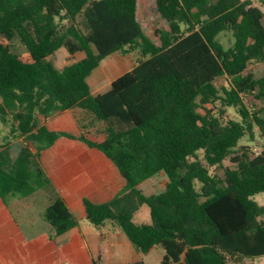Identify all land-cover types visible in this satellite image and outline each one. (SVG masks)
<instances>
[{
    "label": "trees",
    "instance_id": "16d2710c",
    "mask_svg": "<svg viewBox=\"0 0 264 264\" xmlns=\"http://www.w3.org/2000/svg\"><path fill=\"white\" fill-rule=\"evenodd\" d=\"M153 2L163 24L153 32L156 42L136 19L137 0H0V122L10 136L36 145L14 160L0 151V201L52 189L40 152L60 134L39 119L76 109L82 128L103 126L100 142L83 133L77 140L102 153L123 180L105 202L82 199L90 224L109 222L141 254L160 248L161 264L264 257V206L251 199L264 192V73L250 69L264 63V13L251 0ZM222 33L230 34L226 45ZM14 37L24 54L11 50ZM124 47L138 50L135 65L93 95L86 78ZM60 48L69 57L58 69L52 57ZM253 129L256 151L238 144ZM158 174L166 177L163 190L143 194L139 184ZM142 205L150 223L136 225ZM42 218L53 237L78 226L59 195Z\"/></svg>",
    "mask_w": 264,
    "mask_h": 264
},
{
    "label": "rangeland",
    "instance_id": "374dc122",
    "mask_svg": "<svg viewBox=\"0 0 264 264\" xmlns=\"http://www.w3.org/2000/svg\"><path fill=\"white\" fill-rule=\"evenodd\" d=\"M254 5L264 13V4L262 0H251ZM149 2V3H147ZM136 18L141 25L145 36L156 42L153 32L155 29L163 26L162 21L155 12L153 0H137ZM80 26L84 29L82 19L78 17ZM261 23L264 24V18ZM218 40L226 45L231 41L229 33H222ZM11 50L17 54H24L26 49L20 43L17 37L10 42ZM68 54L63 48L58 49L52 57L53 65L61 68L68 58ZM83 57V54H75L76 60ZM138 50H130L126 47L113 54L112 58H106L100 62V65L86 78L90 89L94 92H103L108 89V83L128 70L138 59ZM113 65L114 71L111 72L109 66ZM255 77H260L264 73V63L251 65ZM101 76L98 79V75ZM103 83V86L97 88V83ZM248 104V99H245ZM228 117L235 118L232 110H229ZM78 110L55 112L40 118V123L46 124L49 128L59 133V139L51 146L40 152V164L51 179V190H39L31 196L23 199H12L8 203L10 217L2 216L0 224L8 220L15 224L11 229L0 231V256L3 257L2 264H91V256L101 255L104 262H111V259L123 262H134L143 260L146 264H161L158 257L160 248H154L146 254H141L134 250L126 237L109 222H104L101 226L95 227L90 224L85 216L83 205L77 197V161L89 158L91 160L101 161L104 158L94 150H87L77 141L78 132L86 134L82 128L84 122L80 119ZM83 122V123H82ZM102 125L96 129L88 130L86 135L92 141H100ZM260 140L256 129H253V137H245L239 140V145H248L251 150H257L255 146ZM22 148L27 149L30 154L36 151V145L27 140L24 136L12 137L9 135V129L0 122V151L7 149L11 159H15ZM89 153V154H88ZM197 157L202 161V153L198 152ZM110 163V162H109ZM112 165V164H111ZM224 166L229 165L228 161L223 162ZM101 166V165H99ZM101 171L109 168L99 167ZM114 171L116 168L112 165ZM97 169V168H96ZM209 172L222 175L219 168H209ZM117 172V171H116ZM121 179V178H120ZM122 181V179H121ZM166 177L158 174L139 184L138 188L143 194L149 196L163 190ZM195 188L198 183L195 182ZM55 195L62 196L69 205L71 212L78 222L77 230L84 237L90 240L98 239V245L89 246L85 243L83 237L74 230L66 239H56L52 242L54 236L50 227L43 222L42 212L50 203ZM251 199L259 206H264V192L251 196ZM2 208V206H0ZM5 220V221H4ZM264 220V216L261 217ZM132 222L136 225H147L150 223L148 208L142 205L134 214ZM27 223V225H25ZM4 225V224H3ZM113 241L114 250L111 251L108 242ZM92 249V250H91ZM98 253V254H97ZM238 264H264V257L252 260H243Z\"/></svg>",
    "mask_w": 264,
    "mask_h": 264
},
{
    "label": "crops",
    "instance_id": "0c3cea01",
    "mask_svg": "<svg viewBox=\"0 0 264 264\" xmlns=\"http://www.w3.org/2000/svg\"><path fill=\"white\" fill-rule=\"evenodd\" d=\"M150 1V0H149ZM149 3V2H147ZM138 7V6H137ZM137 19V18H136ZM138 21V20H137ZM80 54V53H79ZM115 54V53H113ZM113 54H111L110 56H108L107 58H112ZM81 59V58H80ZM106 59V58H105ZM79 60V59H78ZM136 63V62H135ZM135 63L128 69L126 70L125 72L129 71L132 69V67L135 65ZM109 69L111 72L114 71V67L113 65H110L109 66ZM125 72H123L122 74H124ZM120 74V75H122ZM98 75V73H97ZM100 75V74H99ZM98 75V79L101 77ZM119 75V76H120ZM118 77V76H117ZM116 77V78H117ZM115 79V78H114ZM112 79L109 83H108V88L110 86V83L114 80ZM89 85V84H88ZM103 86V83L101 82H98L97 83V88ZM91 87V86H89ZM108 90V89H106ZM105 90V91H106ZM91 93L93 95H96V94H100V93H103V92H94L92 91V89H90ZM73 110H76V109H73ZM73 110H67V111H73ZM51 129V128H50ZM84 129V128H83ZM96 129V128H94ZM53 130V129H51ZM86 130V134L87 135L89 133L90 130L92 129H85ZM89 130V131H88ZM102 131V130H101ZM80 133H83V132H78V136ZM101 136H102V133H101ZM87 137V136H86ZM59 139V138H58ZM57 139V140H58ZM89 139V138H88ZM103 139V136L101 138V140ZM56 140V141H57ZM90 140V139H89ZM100 140V141H101ZM55 141V142H56ZM78 141V140H77ZM92 141V140H91ZM98 141V142H100ZM54 142V143H55ZM79 142V141H78ZM96 142V141H94ZM53 143V144H54ZM52 144V145H53ZM51 145V146H52ZM80 145L83 146L87 151L86 152H89L91 150H94L95 152H97L99 155H101L104 159L101 160V161H97V160H91L89 158H85V159H82L81 161H77V197L80 199V202L82 201L83 198L85 199H88L90 200L91 202L93 203H102V202H105L107 200H109L115 193H117L119 191V189L122 187L123 185V180L121 181V177L119 175L118 172L114 171L113 168H112V163L102 154L100 153L99 151L95 150V149H90L88 147H86L84 144H82L80 142ZM49 146V147H51ZM48 147V148H49ZM89 154V153H88ZM110 162V163H109ZM112 164V165H111ZM101 165V166H99ZM98 166L99 167H103V168H109L107 170H104V171H101L98 169ZM114 166V165H113ZM97 168V169H96ZM121 178V179H120ZM51 180V179H50ZM60 196V195H59ZM62 197V196H61ZM27 198V197H26ZM63 198V197H62ZM17 199V198H15ZM23 199V198H21ZM12 200V199H11ZM63 200L65 201V199L63 198ZM10 202V201H9ZM8 202V203H9ZM66 203V201H65ZM82 203V202H81ZM67 204V203H66ZM0 206H2V208H0V220H2V216H6V219L8 217H10V211L8 209V204L6 206H4L1 201H0ZM67 206L69 207V205L67 204ZM70 209V207H69ZM84 210V209H83ZM71 211V210H70ZM4 214V215H3ZM43 220V218H42ZM5 221V220H4ZM44 222V221H43ZM4 224V225H3ZM3 224H0V231H5V230H8V229H11L13 226H16L15 224H13L12 222H10L9 220L7 222H4ZM27 225V223L25 224ZM74 230H76L78 233L77 234H80L81 237H83L85 243H87L89 246H91L92 244L94 246H97L99 243L98 239L94 238L92 240H90L88 237H84L81 232L79 230H77V228L71 230L68 234L66 235H63V236H60V237H52L51 240L52 242H56V239H63L65 240L66 239V236H69L70 233H72ZM128 241V240H127ZM130 244V243H129ZM108 245L111 249V251L114 250V244H113V241L112 240H109L108 242ZM131 245V244H130ZM92 250V249H91ZM135 250V249H134ZM98 254V253H97ZM99 255V254H98ZM98 255H95V256H91V259H90V263H91V260H95V259H99V261L102 263V264H115V263H121V264H126V263H130V262H123L122 258H120L119 260H114V259H111V262H104L102 259H101V255L98 256ZM162 256H163V251H159L158 253V257L160 259H162ZM3 257L0 256V264L3 263ZM139 261H143L142 259L139 260ZM144 262V261H143ZM145 263V262H144ZM146 264V263H145Z\"/></svg>",
    "mask_w": 264,
    "mask_h": 264
}]
</instances>
